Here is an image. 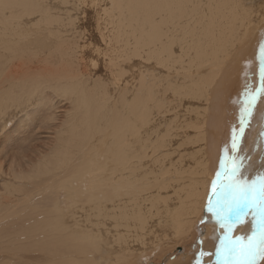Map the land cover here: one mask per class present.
<instances>
[{
  "label": "bare ground",
  "instance_id": "6f19581e",
  "mask_svg": "<svg viewBox=\"0 0 264 264\" xmlns=\"http://www.w3.org/2000/svg\"><path fill=\"white\" fill-rule=\"evenodd\" d=\"M261 46L264 0H0V264H216L212 182Z\"/></svg>",
  "mask_w": 264,
  "mask_h": 264
},
{
  "label": "snow or ice",
  "instance_id": "6c2138e0",
  "mask_svg": "<svg viewBox=\"0 0 264 264\" xmlns=\"http://www.w3.org/2000/svg\"><path fill=\"white\" fill-rule=\"evenodd\" d=\"M260 56V87L256 91L248 89L245 92V106L240 113L239 126L232 129L233 153H238L245 124L253 114L257 98L264 94V46L260 48ZM228 151L225 147V159L220 161V171L212 182V196L208 202V211L217 217V222L225 229L216 252V264H258V261H264V172L249 179L243 173L249 158L239 154L230 157L231 167H228ZM222 177L225 182H221ZM249 213L252 234L236 238L229 235L232 232L231 216L235 214L237 220H244Z\"/></svg>",
  "mask_w": 264,
  "mask_h": 264
},
{
  "label": "rangeland",
  "instance_id": "374dc122",
  "mask_svg": "<svg viewBox=\"0 0 264 264\" xmlns=\"http://www.w3.org/2000/svg\"><path fill=\"white\" fill-rule=\"evenodd\" d=\"M152 70H156V68L155 69H152ZM242 74H243V72H242ZM258 89L259 88L255 89L254 91H256ZM257 103H258V101H257ZM257 103H256L255 107L252 109V113H253L252 116L249 118V121L246 122V124H245V134H246L247 131H250V133L248 134L249 135L248 138H250V143L248 144V146H245L244 145V142H242V143L240 142V148H239L238 153H234V155L239 154V155H243V156L248 157L249 159L246 162H254V164H258L259 165V167L257 169H255L254 171L248 172V173H244V175L248 176L249 179H254L255 176L260 173V166H262L264 164V160L261 158V153L264 154V141H263L264 138L262 139L261 137H259L260 138L259 139L255 135L257 132L259 134H264V129L259 126L258 118L253 116L254 115V112H255V109H256V106H257ZM56 110H59V109H56ZM30 111L31 110H29V112ZM240 111H242V109ZM29 112L27 111V113H25V114H20L22 117L19 115L17 118H15L13 120L14 122H12L9 125L8 129H10V127H12V128L13 127H17L15 124L19 123V121H21V120L23 121L26 118L25 115H27ZM57 112L58 111H56L55 113H57ZM60 113L61 112L59 110V112L57 113L58 118L60 116ZM48 119L49 120H46L42 125H41V122L38 123L36 125L38 127L29 128L28 131H27V133L22 135V137L24 139H26V142L25 143L29 144V142H31L32 145H35L36 148H33V149H38L40 151V149L42 150L43 147L46 148V143L48 142V140L46 139V137H48L47 136L48 135L47 133L50 134V132L52 131L51 128H53L55 125L58 124V123L56 124L57 121L55 122L53 120H50L51 119V116H49ZM47 122H50V123L52 122V124H49V123L46 124ZM39 125H41V127ZM49 125L52 126V127L50 128ZM36 128H38V129L36 130ZM48 128H49V130H47ZM39 129H40V131H39ZM31 130H32V132H31ZM29 136H33L34 138L33 137H29ZM35 136L38 137V138H36ZM17 137H18V133H15L13 135V137L11 139H9L10 140L9 141V144L15 143L17 141ZM252 139H253V141H252ZM258 139H259V141L256 142L255 140H258ZM182 141L180 143H182ZM1 146H3V145H1ZM1 146H0V151L3 149ZM37 146H39V147H37ZM33 149H31V150H33ZM25 150H26L27 153H24L22 149L16 148V151H13L14 152V156H17V157L23 156L24 157L25 155H28L30 158H32V157L35 156L34 154H36V153H32L31 150H29L28 147ZM28 150H29V152H28ZM13 152L10 151L9 155H13ZM16 152H17V154H16ZM255 155H257L256 159L253 158ZM11 162L12 161H10L9 163H11ZM3 183H4V181H2V179L0 178V184H3ZM68 198H71L68 193L61 194L59 196V200H61V202H63V206L65 208H69L73 204V201L68 202L69 201ZM81 213H82V211H80V214L76 218L79 221H81L82 224H85V222H86V218H85L86 215L83 214V213L81 214ZM73 223H75V221H73ZM210 223L211 224H215V222H212V221H210ZM203 234H205V229H203ZM176 251L179 254L182 253L183 252L182 247H177ZM193 260H196V255H195V258Z\"/></svg>",
  "mask_w": 264,
  "mask_h": 264
}]
</instances>
